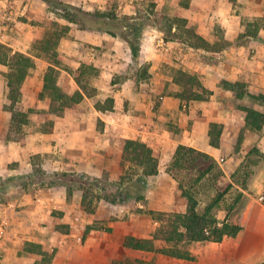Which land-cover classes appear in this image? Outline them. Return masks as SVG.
I'll list each match as a JSON object with an SVG mask.
<instances>
[{
	"label": "crops",
	"instance_id": "0c3cea01",
	"mask_svg": "<svg viewBox=\"0 0 264 264\" xmlns=\"http://www.w3.org/2000/svg\"><path fill=\"white\" fill-rule=\"evenodd\" d=\"M179 6V14H176L175 18L186 19V27L194 29L210 43L225 40L231 43L226 48L213 52L192 48L181 40H166L164 37L169 47L171 46L170 50L173 47L171 44H178L175 45L178 46L175 53L177 56L180 53L183 60H186L185 66L179 70L194 74L203 82V77L199 76L193 67L198 63V58L194 56L203 52L213 53L219 71L217 74H220L221 70L222 79L243 80L247 83L248 92L264 94V26L252 18L242 26V19L247 20L244 14L260 12L264 15V2L262 4L260 0H179ZM48 8L50 7L43 0H0V14L3 13L6 17L4 24L0 25L2 49L0 90L6 100V104L0 107V176H28L40 165L35 161L38 158L41 166L48 171H76L93 179H103L107 180L106 183L117 185L116 182L120 180L124 168L129 167L128 164L125 166L123 164L122 139L141 140L152 147L159 160L158 173L146 177L144 199L149 198V183H155L159 184L158 189L162 190L168 202L156 200L155 205L148 202L151 206L148 210L143 207L139 210L146 214L169 215L176 213L173 196L177 195L178 190L181 195L183 192L176 179L167 171V167L172 164L178 145L182 144L212 156L220 164L235 190H239L241 198H237L229 205L221 224L227 222L238 225L241 229L234 236L226 235L221 241H210L212 244L206 245L199 252H190L193 259L177 258L157 251L161 247L155 245V235L151 238L136 236L130 228L126 232H120L118 229L128 226L129 221L110 219L116 206L109 199L104 197L96 199L93 210H88L83 204L85 194L83 190H75L69 196L64 187H51L34 182L26 187L12 186L0 195V222L5 224L4 236L0 239V264H254L263 260L264 170L251 172L254 176L247 186L234 181L232 175L240 169L254 145L259 146L260 153L264 154V124L261 129L247 126V112L241 108L250 107L264 113V105L245 96L243 98H251L256 104L236 107L234 110L236 118L230 120L222 117L220 111L226 107L224 102L217 103L218 106L215 108L211 106V109L204 112L205 117H202L200 111L209 107L203 103L214 100L218 91L214 93L212 87H207L203 82L213 91L207 100H182L176 96L182 90V86L175 82L176 76L166 77L160 72L153 75V69L161 66L160 63L153 61L152 55L142 54L145 44L140 47L138 59L140 58V64L148 63L151 76L134 88L137 95L133 96L127 92L126 82L110 81L112 74L109 73L107 76L105 70L109 61L101 58L103 52L117 48L109 39L116 37L82 30L76 24H71L78 28L76 32L70 33V29L68 34L60 39L57 46L59 63L55 65L48 56L37 55L33 50L34 41L44 37L50 26L43 34L39 33V27L34 23L25 22V26L22 27L24 30H21L22 20H18L23 15L30 20L41 19L44 15L43 10ZM58 21L60 22L59 17ZM256 22L259 24V38L253 36L245 38L244 40H250V44L249 49L245 47L243 50L241 44L244 40L237 43L236 39L240 33L251 27L250 23ZM219 28L223 31L222 36L214 33ZM173 30L179 31L176 27ZM23 33H28L31 38L33 36L37 38L22 42L24 48L21 45L18 48L14 47V41H20L21 38L18 37H22ZM163 34L165 35L164 32ZM84 44L91 47L90 51L80 55L79 58L84 56L83 61H77L76 53L86 46ZM251 48H256L254 57L249 54ZM2 53L8 57L15 53H23L32 57L34 61V66L29 69L22 84V96L16 105V108L28 115V123L23 126L24 132L19 137H15L19 133L11 125L12 111L7 107L9 100L5 75L9 67L1 61ZM42 59L47 61V67L40 73L36 68L43 67L40 63ZM63 60L71 62L67 63L70 64L67 67L74 66L72 72L62 67L65 66ZM84 64L94 67L90 82L96 89L95 94L84 95L80 102L82 111L57 114L51 107L50 98L40 97L47 69L55 66L58 69L57 85L74 92L81 90L76 75ZM161 78H165L163 82ZM62 79H68L72 88L65 85ZM222 79L219 80V86ZM167 80H170V86L174 85L177 91L164 99L154 110L152 95L159 92V82L167 84ZM29 84L36 92L38 101L48 102L49 106L47 104L46 107L54 111L56 116L50 125L38 120L36 129L34 131L27 129L26 132V127H30L34 116L39 115L37 109L39 107L33 108L32 105L24 109L20 106L28 93ZM219 91L234 94L236 100L242 99L232 90L221 87ZM110 97L114 98L112 110L102 111L97 108L99 102L105 103ZM235 104H238L237 101ZM212 122L222 126L218 147L210 144L209 130ZM171 123L178 127L171 126ZM154 219L160 223L155 215ZM156 230L158 233L160 226ZM128 236L152 239L155 250L126 246L125 240ZM163 241L165 247L173 246ZM251 252L257 256H245Z\"/></svg>",
	"mask_w": 264,
	"mask_h": 264
},
{
	"label": "trees",
	"instance_id": "16d2710c",
	"mask_svg": "<svg viewBox=\"0 0 264 264\" xmlns=\"http://www.w3.org/2000/svg\"><path fill=\"white\" fill-rule=\"evenodd\" d=\"M53 12H55L60 19L65 20L67 23H60L58 20L51 21L50 26L44 37L36 39L33 44V50L37 55L44 54L48 56L55 65L59 63V53L57 46L61 38L65 37L71 29V24H76L79 29L90 30L105 33L113 37H119L124 40L133 55V59L137 60L140 52V42L142 37V30L144 27L155 26L160 28L165 33L166 40L178 39L192 48L205 49L208 51H220L231 43L228 41H218L210 43L194 29L186 27V19L184 18H170L166 17L165 23L163 21H153L151 17H145L141 21H131V17L121 18L118 16L115 9H95L86 10L83 7L65 2L64 0H43ZM251 27L240 33L236 39L237 43L242 40L253 36L258 37L259 24L250 23ZM176 27L179 31H174ZM183 30V31H181ZM183 32V33H181ZM186 34V35H184ZM259 38V37H258ZM1 61L8 65L9 71L5 75L7 78L8 86V108L12 111V127L17 131L23 130V126L28 123V115L26 112L16 108L22 96V84L28 74L29 69L34 66L32 57L23 54L15 53L8 57L2 53ZM149 65L144 68L142 79L150 77ZM94 71L92 65L84 64L80 67L76 75V81L81 90L69 92L68 90L57 85L58 69L55 66H50L44 77L43 91L40 93L41 98L48 97L51 100V107L57 113L82 111L80 102L84 95L92 96L95 94L96 89L91 85V77ZM178 75L175 77V82L182 86V90L176 96L182 100H207L213 93L212 90L207 88L198 76L178 70ZM116 81H113V83ZM220 86L232 90L236 93L238 98L245 96L251 97L254 100L264 105V94L258 95L248 92L247 83L243 80L229 81L222 79ZM114 98L110 97L105 103H98V109L112 110ZM247 112V126L254 129H261L264 124V113L254 108L242 106ZM15 132V131H14ZM222 135V126L217 122L210 124L209 136L210 144L218 147L220 145V138ZM123 164L134 166L138 170L136 177H131L128 186H125L124 176L120 177L118 187L120 192L127 198H134L136 201H141L145 197L146 192V177L158 173L159 160L155 156L152 147L141 140H134L124 138L122 139ZM172 165L177 170H182L185 167L198 166L196 181L205 179L216 168V163L212 157L201 150L186 145H178ZM87 177L84 173L76 171H48L41 165L35 167L34 171L28 175H15V176H0V195L6 192L10 187L21 185L26 187L29 183L40 182L47 184L51 187H64L68 195L71 196L75 190L85 191L84 181ZM107 182L103 179H94L93 183ZM124 184V185H123ZM183 195L188 201V210L185 213H172L169 215L160 214V218L165 222V226L158 231V237L173 244L172 247H161L157 251L171 255L177 258L193 259L189 252H184L179 248H175L176 243L186 239L193 241H221L224 236H234L241 229L240 226L224 222L218 224L216 215L211 214L215 205L221 200V196L216 200L215 205L207 208L203 213L197 210L198 200L187 188H181ZM83 204L86 205V194L83 196ZM241 198V195L238 197ZM93 208V207H92ZM233 208V207H232ZM88 210L90 206L87 207ZM125 245L134 249L155 250L154 242L152 239H138L134 236H128L125 240Z\"/></svg>",
	"mask_w": 264,
	"mask_h": 264
},
{
	"label": "rangeland",
	"instance_id": "374dc122",
	"mask_svg": "<svg viewBox=\"0 0 264 264\" xmlns=\"http://www.w3.org/2000/svg\"><path fill=\"white\" fill-rule=\"evenodd\" d=\"M66 2L73 3L76 5H79L83 7L86 10H95V9H115L118 16L121 18H124L126 16L131 17V21H141L145 19V17H151L153 21H163L166 22V17H175L176 14H179L178 10H180L179 6V0H65ZM185 1V0H183ZM260 2L263 4L264 0H260ZM39 11H41L39 9ZM44 11V15L41 16V19H28L26 16H20V19L22 20L20 22L21 30H24L25 22H31L34 23L35 26L39 27V33H43L46 31L47 27L52 26L51 21L58 20V15L51 10V8H48ZM175 12V13H174ZM247 16V20L242 19V26L249 22V19L252 18L253 21L257 20L261 22L264 26V15H261L260 12H254L252 15L244 14ZM53 19V20H52ZM262 19V20H261ZM61 23H65L63 19H60ZM190 26V25H189ZM194 28V27H192ZM244 27H242L243 30ZM78 28L75 25L71 26L70 33L76 32ZM262 30V29H261ZM183 31V30H181ZM36 32V31H35ZM183 33V32H181ZM215 35L220 36L223 34V31L221 28L217 29V31H214ZM22 37L20 41L16 40L14 41V47L18 48L19 45L22 46V42L26 43L32 39H36L37 37L33 36L32 38L30 35L28 36V33L21 34ZM186 35V34H184ZM222 36V35H221ZM71 37V35L69 36ZM165 35L160 29H152L150 27H144L142 30V37L140 42V47L142 48V44L144 45V54L152 55L153 61L160 63L161 68L158 66L157 68L153 69V75L156 73H162L166 77H172L178 75V70L181 69L183 66H185V61L183 60V56L179 53L178 56L176 55V51H178V44H171L173 45L172 50L171 46L169 47L168 41L164 40ZM113 46H116L117 48L114 50L109 49V51L103 52L102 59L109 61L108 64H106V72L107 76L112 74V79L110 81H116V82H126V90L129 94H132L133 96H136L137 93L134 90L136 86H140L141 82L144 83L145 79H142L144 68L148 63L143 62L140 64V58L137 60L133 59V55L131 52V48L127 43L124 42L119 37H116V39L109 38ZM170 42V41H169ZM124 43V44H122ZM241 44L243 50L244 48L249 49L250 40H244ZM86 45V44H84ZM8 47V46H7ZM23 48L25 46H22ZM87 48V50H86ZM90 46L86 45L81 48L80 52L76 53L77 58H75L77 61H83L84 56L81 58L80 55L90 51ZM68 51V48H66ZM256 48H251V52L249 54H252V57L255 56V50ZM2 49H0L1 51ZM10 53V51H8ZM197 62L193 65L196 69V73L199 76L203 77V82L206 83L207 87H212L211 89L214 91H218V93L215 94V99L210 100V102L205 101L203 103L204 105H208V108H204L200 111V114H202V117L204 116V112L211 109V106H214V108L219 102H224L226 107L223 111H220L222 113V117L225 119H232L236 118V115L234 113V110L236 107L238 108L240 105H253L256 104V102L251 98H242L237 99L234 98V94H230L229 92H220L219 89L221 88L219 86V80L221 78V70L220 74L218 71L217 62L214 58V54L203 52L202 54H199L197 56ZM192 57V59H194ZM184 61V62H183ZM62 67L69 70L70 72L73 71V67H67V65H70L71 62L67 60H63ZM40 63L43 65V67L38 66L36 70L41 73L43 69L47 67V61L42 59L40 60ZM70 63V64H67ZM97 70L99 68H96ZM161 70V71H160ZM99 71H97L98 74ZM165 78H161V81L163 82ZM170 80H167L166 83H160L158 86L160 87L158 89L159 92L153 94V100L155 103L154 110L158 108V106L161 104V102L169 98L170 96L174 95L176 90V87L174 85L170 86L169 83ZM62 82L65 85L71 86V82L67 80H63ZM209 87V88H210ZM220 87L219 89H217ZM28 93L25 96L24 101L20 104V106L24 109L34 106L39 107V115L34 116L32 120V124H30V127H26L27 129L34 131L36 129V124L40 121H45V125H50L51 122L55 118L54 111L48 109L46 106L49 103L48 102H40L36 98V92L31 89V85H28ZM32 90V91H31ZM238 100H241L242 102H238ZM237 101V105L235 102ZM6 104V100L4 99V96L1 94L0 90V107L2 105ZM43 107H46L45 109ZM44 110H42V109ZM219 112V113H220ZM1 113V111H0ZM2 115V114H1ZM39 120V121H38ZM167 125L169 127V123L167 122ZM171 126L178 127V125L175 126V124L171 123ZM42 126V125H41ZM24 132V130H22ZM21 131H19L15 137L21 136ZM239 144V143H238ZM261 150L259 146L254 145L251 149V151L246 155V158L244 159L240 169L232 175V179L234 181H238L239 183L247 186V184L251 181L253 176L251 175V172L254 170H264V154L260 153ZM212 157V156H211ZM212 160L216 163V168L207 176L205 179L201 181H196L198 172L196 169H198V166H191L190 168L185 167L182 170H177L174 168L172 164L167 167V171L170 172V174L176 179L178 182V185L180 188H187L191 190V193L195 196V198L198 200V207L197 210L200 213H203L207 208L212 207V205H215L216 200L221 196V200L218 204L215 205L214 209L211 211V214L216 215L220 218L217 219L218 224L221 225L223 222V217L225 215V211L229 209V205L234 203L236 199L238 198L240 192L238 189L235 190L234 185L231 183L230 179L225 175V172L220 167V164L216 162V160L212 157ZM38 164L41 165V162L38 158L35 160ZM201 167V166H199ZM122 175L125 177L123 183H125V186L129 184L131 177H136L138 175V170L134 166H129L127 168H124V171ZM84 186L85 188V194H86V205L87 207L90 206V209L94 208V204L96 202V199H99L101 197H104L106 199H109L110 201L114 202L116 206L115 212L111 215V220H124L129 221L128 226L120 227L118 230L120 232H126L130 228L136 236H142L145 238H151L155 235L156 237V243L155 245L157 247H165L164 241L158 237V233L156 228L160 226V228L165 226V222H163L160 218V223L154 219V215L156 217H159L160 214H146L145 212H141L139 209L143 207L144 209H147L151 207L150 205H155L156 200H163L166 201V198H164V193L161 192L162 190L158 189L159 184H151L149 183V198H145L143 201H136L133 197L127 198L123 193L120 192V189L117 185L112 183H105L100 182L98 184L93 183V178L91 177H85L84 178ZM232 180V181H233ZM118 181V180H116ZM116 184H118L116 182ZM124 185V184H123ZM147 188V187H146ZM83 192V191H82ZM173 205L174 210L179 213H185L187 212L188 208V201L186 197L180 194L179 190L177 195L173 196ZM220 199V198H219ZM261 201V200H260ZM148 202L150 205H148ZM168 202V200L166 201ZM147 206V207H146ZM93 207V208H92ZM220 210V211H219ZM158 211V210H155ZM161 212V211H159ZM218 215V216H217ZM153 217V218H152ZM106 218V222H107ZM162 221V222H161ZM210 241H193L190 239H186L183 241H179V243L174 244L175 248H179L184 252H199L204 249L206 245H211ZM257 256L253 255L252 252L246 253L245 256ZM159 261V260H158ZM260 261V260H259ZM254 262V264H264V259L260 262Z\"/></svg>",
	"mask_w": 264,
	"mask_h": 264
},
{
	"label": "built area",
	"instance_id": "2783aa9c",
	"mask_svg": "<svg viewBox=\"0 0 264 264\" xmlns=\"http://www.w3.org/2000/svg\"><path fill=\"white\" fill-rule=\"evenodd\" d=\"M5 21H6V17L4 16L3 13H1L0 14V25H3ZM4 229H5V224L1 221L0 222V239H2L4 236Z\"/></svg>",
	"mask_w": 264,
	"mask_h": 264
}]
</instances>
